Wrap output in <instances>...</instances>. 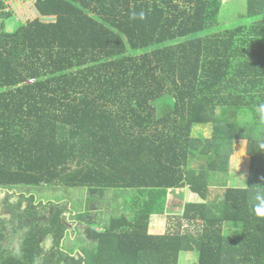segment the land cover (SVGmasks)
<instances>
[{"label": "trees", "instance_id": "16d2710c", "mask_svg": "<svg viewBox=\"0 0 264 264\" xmlns=\"http://www.w3.org/2000/svg\"><path fill=\"white\" fill-rule=\"evenodd\" d=\"M6 1L0 190L131 195L109 220L70 211L86 222L78 252L66 247L71 232L53 204L47 223L29 221L20 255L2 250L0 234V264H180L185 252L199 264H264V0H247L246 19L229 26L225 0H31L56 21L39 17L13 31ZM196 127H211L212 137L193 136ZM235 140L248 141L245 188L227 187ZM219 176L222 200L205 201ZM187 187L204 200L184 207L182 219L197 228L150 234L169 192ZM24 200L22 220L46 207L34 194Z\"/></svg>", "mask_w": 264, "mask_h": 264}, {"label": "rangeland", "instance_id": "374dc122", "mask_svg": "<svg viewBox=\"0 0 264 264\" xmlns=\"http://www.w3.org/2000/svg\"><path fill=\"white\" fill-rule=\"evenodd\" d=\"M228 4V5H227ZM6 11L11 12L13 17L7 22V30L13 31L14 27L18 25L31 22L40 17L44 22H54L55 17H41L36 9L35 2L31 0L14 1L7 0L5 2ZM227 5V7H226ZM247 0H225L224 7L221 13V23L227 26L235 24L238 21L246 19ZM193 136L203 133L206 138H211L213 135L211 127H196L193 130ZM248 141L235 140L233 154L230 158V170L227 187H247L250 181V165L251 157L248 155ZM203 161H196L195 165H199ZM221 176L218 179H213L208 184L207 199L205 201L219 202L222 200L225 188L218 184ZM16 194V195H15ZM34 194L37 197L36 203L44 202L46 207H40L37 204L38 216L32 220H22L16 217V207L20 203L18 210L24 211L29 209L31 201H20L21 195ZM131 194L128 192L108 191L105 193L95 192L88 189H61V188H40L33 190L31 188H21L16 192L7 193L0 190V234L4 235L2 243V250H8L14 255H20L22 250L23 240L31 232L30 222H39L41 224L47 223L56 207L62 208L64 214L62 218L71 232L69 238L66 239L65 245L68 249L76 248L78 252L79 247H87V244L80 242L85 239L86 222L81 223L75 215H70L73 210L76 213L85 214L86 220L102 221L109 220L110 215H120L126 211L129 201L127 197ZM167 212L162 216H157L151 219V224H154V229L150 225V233L156 235H163L167 233H174L178 229L182 232L193 231L197 228L195 225L182 219L184 207L186 203H200L204 202L199 193H195L191 188L187 187L183 190L170 191L168 196ZM8 199V201H7ZM43 200V201H39ZM218 214V210L216 211ZM71 217V218H70ZM97 231H102L101 227H96ZM227 233H237V230L232 225H226ZM51 240L44 244V249L48 250L51 247ZM72 257L79 259L75 253ZM199 254L195 252L182 253L180 264H199Z\"/></svg>", "mask_w": 264, "mask_h": 264}, {"label": "crops", "instance_id": "0c3cea01", "mask_svg": "<svg viewBox=\"0 0 264 264\" xmlns=\"http://www.w3.org/2000/svg\"><path fill=\"white\" fill-rule=\"evenodd\" d=\"M168 199H169V198H168ZM166 212H167V211H166ZM157 216H160V215H157ZM157 216H153L152 219H153V218L155 219V217H157ZM150 225H152V227H153L152 229L155 228V227H154V224H151V223H150ZM149 232H150V227H149ZM150 234H151V233H150ZM158 234H159V233H157L156 235H158ZM153 235H154V234H153Z\"/></svg>", "mask_w": 264, "mask_h": 264}, {"label": "clouds", "instance_id": "9594fccd", "mask_svg": "<svg viewBox=\"0 0 264 264\" xmlns=\"http://www.w3.org/2000/svg\"><path fill=\"white\" fill-rule=\"evenodd\" d=\"M258 212H259V209H258ZM260 214L264 215V212H261Z\"/></svg>", "mask_w": 264, "mask_h": 264}, {"label": "built area", "instance_id": "2783aa9c", "mask_svg": "<svg viewBox=\"0 0 264 264\" xmlns=\"http://www.w3.org/2000/svg\"><path fill=\"white\" fill-rule=\"evenodd\" d=\"M14 1H24V0H14Z\"/></svg>", "mask_w": 264, "mask_h": 264}]
</instances>
